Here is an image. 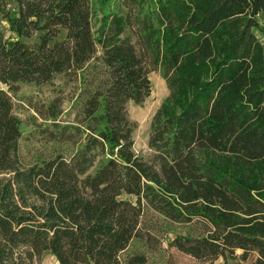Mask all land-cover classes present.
<instances>
[{
  "label": "trees",
  "instance_id": "1",
  "mask_svg": "<svg viewBox=\"0 0 264 264\" xmlns=\"http://www.w3.org/2000/svg\"><path fill=\"white\" fill-rule=\"evenodd\" d=\"M261 16L264 0H0V82L65 75L83 97L70 124L50 104L55 150L24 165L0 89V264H150L164 241L264 264ZM153 70L169 94L144 157L128 104L151 95Z\"/></svg>",
  "mask_w": 264,
  "mask_h": 264
},
{
  "label": "rangeland",
  "instance_id": "2",
  "mask_svg": "<svg viewBox=\"0 0 264 264\" xmlns=\"http://www.w3.org/2000/svg\"><path fill=\"white\" fill-rule=\"evenodd\" d=\"M3 30L10 36L7 22L0 19ZM257 36L264 44V16H261L256 29ZM37 37L28 43H33ZM100 54V53H99ZM152 83L151 95L140 104L129 102L128 110L132 120L136 121L137 128L134 133L135 151L148 157L152 151L148 141L151 132L153 116L160 108L163 100L169 94L165 79L160 70H153L149 74ZM80 83L74 78L58 75L51 83L35 85L30 83H17L10 87L0 82V89L6 90L12 96L15 112L22 122V136L20 139L19 156L24 165L32 164L40 159L50 157L55 150V142L49 138L50 132L55 130L54 120L48 117L49 106L53 102L59 103L60 115L57 120L61 125L73 123L81 110L83 97L80 95ZM128 198L127 195H123ZM173 234H169L172 238ZM163 250L152 254L150 264H253L256 254L248 260L240 258L241 250L234 257L219 258L214 262L199 261L192 256L183 254L174 248H168L163 242ZM40 264H59L54 256L45 254Z\"/></svg>",
  "mask_w": 264,
  "mask_h": 264
}]
</instances>
